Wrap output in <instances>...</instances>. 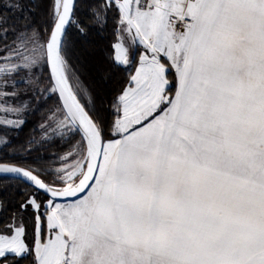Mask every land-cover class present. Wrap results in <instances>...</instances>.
I'll list each match as a JSON object with an SVG mask.
<instances>
[{
	"label": "snow or ice",
	"instance_id": "snow-or-ice-1",
	"mask_svg": "<svg viewBox=\"0 0 264 264\" xmlns=\"http://www.w3.org/2000/svg\"><path fill=\"white\" fill-rule=\"evenodd\" d=\"M77 10L52 0L44 38L0 13V101L21 84L57 95L40 129L68 145L56 167L0 163V177L33 189L0 227V264H264V0L89 5L101 26L112 13L114 62L128 73L111 120L69 64V27L87 35Z\"/></svg>",
	"mask_w": 264,
	"mask_h": 264
},
{
	"label": "trees",
	"instance_id": "trees-1",
	"mask_svg": "<svg viewBox=\"0 0 264 264\" xmlns=\"http://www.w3.org/2000/svg\"><path fill=\"white\" fill-rule=\"evenodd\" d=\"M4 1V0H3ZM24 11L8 10L5 3L0 0V13L11 16L13 22L23 23L17 18L27 17V22L33 26L44 38V28L50 20L52 0H20ZM99 0H77L76 19L86 26L87 35L78 33L76 27L70 26L68 40L71 42L69 64L75 72L83 88L87 89L97 101L103 100L101 114L108 120L112 117L108 112V102L112 99L114 91L120 87L127 78L125 66L114 62V49L111 47L116 42L112 13L108 14L107 24L101 26L92 18L89 5L98 3ZM12 37H9V43ZM2 47V43H0ZM134 70V69H133ZM174 80V77H170ZM174 92V89H173ZM58 99V97H57ZM42 113V105H34L33 111L27 117L24 125L10 131L7 144L0 145V162L13 163L24 167H52L57 166L53 161L55 155L65 151L68 147L63 141L54 138L51 141L40 140L38 136V124ZM78 138V137H77ZM36 143H29L30 140ZM31 149V151H29ZM38 163H34L37 162ZM33 189L23 180L15 177H0V227L6 223L14 212L19 211V205L31 194ZM39 199L45 200L46 195L39 193ZM32 209L24 214L26 222L30 219ZM29 235L26 242L32 243V227L28 225ZM9 264H12L10 261ZM21 264H31V257L25 259Z\"/></svg>",
	"mask_w": 264,
	"mask_h": 264
},
{
	"label": "rangeland",
	"instance_id": "rangeland-1",
	"mask_svg": "<svg viewBox=\"0 0 264 264\" xmlns=\"http://www.w3.org/2000/svg\"><path fill=\"white\" fill-rule=\"evenodd\" d=\"M6 5L11 3H16L17 0H2ZM19 3L21 1L19 0ZM23 6V5H22ZM18 11V10H15ZM41 36V35H40ZM41 38H43L41 36ZM33 79H38V86L43 89L47 87L48 84V77H49V71L48 68H35L33 69ZM23 76H27V73H22ZM17 80L20 79V77H16ZM7 91L12 92L16 91L18 95L15 98L9 97L6 101H0V103L5 104L6 107H13V108H23V110L19 113L16 112H3L0 111V120H23L24 123L29 116V114L33 111L34 105H42V113L40 115V122L38 124V133L40 140H43V133L41 132L40 125L44 122V119L48 113V110L56 105L57 103V95L52 94L51 98H47L49 95L48 93H45L44 97H38L36 96L32 91V86H29L27 84H21L18 88L13 89L12 87H9ZM27 104V107L24 108L23 106ZM24 123L18 127H14L12 125L3 124L0 123V140H7L8 136L11 135L9 132L13 130L20 129ZM59 139V138H58ZM78 139V138H77ZM2 143H0L1 145ZM64 152V151H63ZM56 167V166H55Z\"/></svg>",
	"mask_w": 264,
	"mask_h": 264
},
{
	"label": "water",
	"instance_id": "water-1",
	"mask_svg": "<svg viewBox=\"0 0 264 264\" xmlns=\"http://www.w3.org/2000/svg\"><path fill=\"white\" fill-rule=\"evenodd\" d=\"M48 71H49V74H50V69L48 68ZM0 163H5V164H10V165H13V163H6V162H0ZM14 165H17V164H14ZM17 166H20V167H24V166H21V165H17ZM27 168V167H25ZM11 177H15V176H11ZM16 178V177H15ZM43 193V192H41ZM44 194V193H43ZM45 195V194H44Z\"/></svg>",
	"mask_w": 264,
	"mask_h": 264
}]
</instances>
